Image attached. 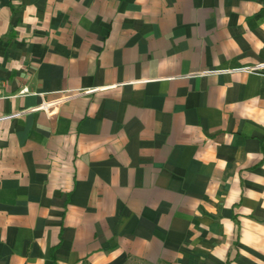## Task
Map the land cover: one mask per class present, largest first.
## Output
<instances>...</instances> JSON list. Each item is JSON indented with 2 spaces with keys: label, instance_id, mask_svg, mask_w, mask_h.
<instances>
[{
  "label": "crops",
  "instance_id": "crops-1",
  "mask_svg": "<svg viewBox=\"0 0 264 264\" xmlns=\"http://www.w3.org/2000/svg\"><path fill=\"white\" fill-rule=\"evenodd\" d=\"M261 63L264 0H0V264H264Z\"/></svg>",
  "mask_w": 264,
  "mask_h": 264
},
{
  "label": "built area",
  "instance_id": "built-area-1",
  "mask_svg": "<svg viewBox=\"0 0 264 264\" xmlns=\"http://www.w3.org/2000/svg\"><path fill=\"white\" fill-rule=\"evenodd\" d=\"M264 69V63L261 64H257L254 67H245V68H239L236 69L234 71H241V72H254V71H262ZM94 91V89H89V90H83L81 93L83 94H90ZM46 107V106H43ZM22 112H13L10 114H6V115H1L0 116V122H4V121H8L11 120L13 118H17L19 116H21Z\"/></svg>",
  "mask_w": 264,
  "mask_h": 264
},
{
  "label": "rangeland",
  "instance_id": "rangeland-1",
  "mask_svg": "<svg viewBox=\"0 0 264 264\" xmlns=\"http://www.w3.org/2000/svg\"><path fill=\"white\" fill-rule=\"evenodd\" d=\"M129 264H144V263H142V262H131Z\"/></svg>",
  "mask_w": 264,
  "mask_h": 264
},
{
  "label": "trees",
  "instance_id": "trees-1",
  "mask_svg": "<svg viewBox=\"0 0 264 264\" xmlns=\"http://www.w3.org/2000/svg\"><path fill=\"white\" fill-rule=\"evenodd\" d=\"M83 264H86V263H83Z\"/></svg>",
  "mask_w": 264,
  "mask_h": 264
}]
</instances>
